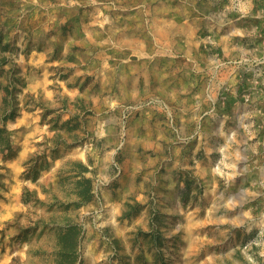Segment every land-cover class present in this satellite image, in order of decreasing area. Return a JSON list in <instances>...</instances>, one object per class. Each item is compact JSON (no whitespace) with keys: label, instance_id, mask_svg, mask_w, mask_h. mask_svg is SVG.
<instances>
[{"label":"rangeland","instance_id":"rangeland-1","mask_svg":"<svg viewBox=\"0 0 264 264\" xmlns=\"http://www.w3.org/2000/svg\"><path fill=\"white\" fill-rule=\"evenodd\" d=\"M257 152L264 0H0V264H264Z\"/></svg>","mask_w":264,"mask_h":264},{"label":"crops","instance_id":"crops-1","mask_svg":"<svg viewBox=\"0 0 264 264\" xmlns=\"http://www.w3.org/2000/svg\"><path fill=\"white\" fill-rule=\"evenodd\" d=\"M234 127H236V128H233L232 129V133L233 134L231 135L232 136L231 137V141L233 143H235V142L238 143L239 142V135H238V133L241 131V127L238 124L236 126L234 125ZM257 127H258V134L255 135L256 138H253L252 140H256L257 139L258 142L260 143V142H262L261 140H263V138L261 137L262 136V131H261L262 130V126L260 124H258ZM222 130H223V127H221V131ZM246 139H247V141H250L249 140L250 139V136H247ZM232 157H234V159L233 158L231 159V161H232L231 164L232 165H233V161H235V158L238 161V165H240V161L241 160H242V164H243L244 160H246V161L248 160V157L246 155H244L242 153H239V152L232 153ZM255 157L258 158V159H260V160H263L264 161V152H257V153H255ZM260 169L264 173V167H261Z\"/></svg>","mask_w":264,"mask_h":264},{"label":"trees","instance_id":"trees-1","mask_svg":"<svg viewBox=\"0 0 264 264\" xmlns=\"http://www.w3.org/2000/svg\"><path fill=\"white\" fill-rule=\"evenodd\" d=\"M90 198L89 197H86V200H89ZM73 234V241H75V243H77V239L74 237V234L76 235L77 233L75 232H72Z\"/></svg>","mask_w":264,"mask_h":264}]
</instances>
